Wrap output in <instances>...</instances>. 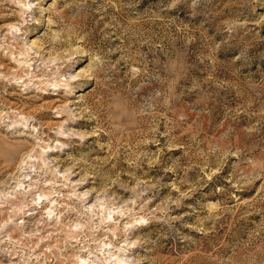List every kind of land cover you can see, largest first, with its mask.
<instances>
[{
	"label": "rangeland",
	"instance_id": "1",
	"mask_svg": "<svg viewBox=\"0 0 264 264\" xmlns=\"http://www.w3.org/2000/svg\"><path fill=\"white\" fill-rule=\"evenodd\" d=\"M0 264H264V0H0Z\"/></svg>",
	"mask_w": 264,
	"mask_h": 264
},
{
	"label": "bare ground",
	"instance_id": "2",
	"mask_svg": "<svg viewBox=\"0 0 264 264\" xmlns=\"http://www.w3.org/2000/svg\"><path fill=\"white\" fill-rule=\"evenodd\" d=\"M31 67V66H30ZM43 196H45V195H43ZM41 197V196H40ZM33 214V213H32Z\"/></svg>",
	"mask_w": 264,
	"mask_h": 264
}]
</instances>
